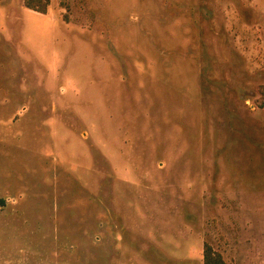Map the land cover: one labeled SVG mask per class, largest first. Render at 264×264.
I'll return each mask as SVG.
<instances>
[{"label": "rangeland", "instance_id": "obj_1", "mask_svg": "<svg viewBox=\"0 0 264 264\" xmlns=\"http://www.w3.org/2000/svg\"><path fill=\"white\" fill-rule=\"evenodd\" d=\"M264 264V0H0V264Z\"/></svg>", "mask_w": 264, "mask_h": 264}, {"label": "trees", "instance_id": "obj_2", "mask_svg": "<svg viewBox=\"0 0 264 264\" xmlns=\"http://www.w3.org/2000/svg\"><path fill=\"white\" fill-rule=\"evenodd\" d=\"M49 0H24L26 8L41 13H46ZM204 264H228L219 252H214L212 247L205 244Z\"/></svg>", "mask_w": 264, "mask_h": 264}]
</instances>
